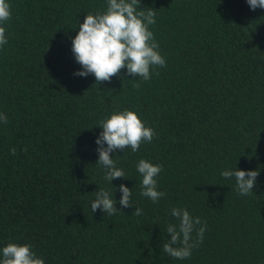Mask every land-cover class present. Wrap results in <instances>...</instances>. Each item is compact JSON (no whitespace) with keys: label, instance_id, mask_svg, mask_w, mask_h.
Segmentation results:
<instances>
[{"label":"trees","instance_id":"1","mask_svg":"<svg viewBox=\"0 0 264 264\" xmlns=\"http://www.w3.org/2000/svg\"><path fill=\"white\" fill-rule=\"evenodd\" d=\"M6 2L0 249L28 243L44 264H264V9L246 0H140L141 9H155L149 29L166 66L148 81L121 69L97 84L92 74L74 75L81 66L71 47L85 15L107 0ZM124 109L156 136L135 153H110L127 179L108 182L96 163L98 122ZM140 159L163 166L157 190L166 195L156 203L140 195ZM235 167L259 170L252 194L221 176ZM121 184L131 206L92 213L96 191L118 202ZM174 207L207 225L184 260L162 249L167 226L179 223Z\"/></svg>","mask_w":264,"mask_h":264},{"label":"clouds","instance_id":"2","mask_svg":"<svg viewBox=\"0 0 264 264\" xmlns=\"http://www.w3.org/2000/svg\"><path fill=\"white\" fill-rule=\"evenodd\" d=\"M246 2L251 10L264 9V0ZM155 16V9L140 8V0H107L105 10L86 14L72 39L71 51L75 61L81 66V70L74 75L86 77L92 74L97 84L105 81L110 83L113 76H118L121 69H126L130 76L140 77L143 81L150 80L154 67L166 66V60L159 53V45L149 29V26L156 23ZM10 19V4L6 0H0V46L8 42L6 29L2 25ZM133 87L139 89L140 83L134 82ZM0 123H8V118L3 113H0ZM98 124L102 131L95 140L98 153L96 163L105 170L104 179L108 182L117 178L127 179L110 153L117 149L124 151L128 147L133 153L137 152L142 143H151L155 138L154 129L147 127L137 113L129 109L114 110ZM10 153L15 155L16 148H11ZM136 170L142 177L140 195L150 198L153 203L166 195L157 190L156 177L163 171L162 165L140 159ZM258 175L257 169L246 171L236 167L234 170L226 169L221 172L225 180L235 179L236 190L242 196L253 193ZM119 191L121 197L118 202L113 199V193L105 189L96 191L95 199L91 202L92 213L100 209L110 216L115 215L120 211L116 207L117 203L130 207L131 189L121 184ZM134 214L140 216L143 210L135 208ZM171 215L179 223L167 226L166 233L170 234V239L163 243V252L178 260L188 259L192 249L203 241L207 225L184 208H172ZM0 264H44V259L36 255L30 244L10 242L0 249Z\"/></svg>","mask_w":264,"mask_h":264}]
</instances>
